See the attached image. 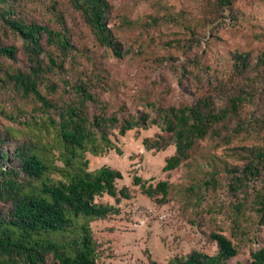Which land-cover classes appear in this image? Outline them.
I'll list each match as a JSON object with an SVG mask.
<instances>
[{"label": "trees", "instance_id": "16d2710c", "mask_svg": "<svg viewBox=\"0 0 264 264\" xmlns=\"http://www.w3.org/2000/svg\"><path fill=\"white\" fill-rule=\"evenodd\" d=\"M200 1L204 14L208 11L214 18L230 9L234 0ZM65 2L0 0V122L4 118L23 128L14 130L0 123V264H98L102 251L91 222L119 215L120 209L97 202V198L107 195L119 202L130 195L128 188L118 189L123 179L121 171L110 166L90 171L87 153L102 156L117 150L110 139L112 129H119L125 136L155 122L150 113L121 120L120 112L111 111L110 103L98 92L108 84L110 71L96 67L90 55L95 51L86 42L80 43L86 36L80 38L75 33L68 10L78 14L79 33L86 29L88 43L92 41L118 59L129 56L130 50H125L117 38L116 27L132 23L121 17L119 24L112 26L114 7L108 0ZM210 18L201 19L202 24L185 23L187 38L177 42L179 47L191 49L201 43V29L213 25ZM152 19L154 24L166 21L164 17ZM82 59L89 68L84 67ZM232 61L222 79L211 75L204 80L202 77L213 72L206 64L198 66L197 71L192 67L180 71L181 84L190 81V85H201L196 88V98L156 109L161 132L145 138L143 146L154 152L176 148L175 154L166 159L165 172H173L187 162L200 140H223L233 130L243 131L242 123L232 128L244 106L260 93L264 52L256 62L248 52L236 53ZM146 104L152 112L154 104ZM250 127L263 130L264 114ZM22 134L24 140L20 139ZM49 145L59 150L61 164L49 163L45 149ZM240 151L243 149H234L236 156H241ZM241 159L245 162V178L264 180V145L251 148ZM213 173L206 175L211 177ZM208 181L203 179L187 188L193 208L202 206ZM134 183L149 198H157L160 203L169 200L172 185L168 181L148 185L134 177ZM251 206L264 223V194L257 192ZM235 208L234 213H239ZM241 219L237 214L233 220L236 230L241 228ZM209 240L216 245L213 255L192 250L167 264H232L240 253V245L223 234L213 232ZM239 264H264V245L252 252L250 262Z\"/></svg>", "mask_w": 264, "mask_h": 264}, {"label": "rangeland", "instance_id": "374dc122", "mask_svg": "<svg viewBox=\"0 0 264 264\" xmlns=\"http://www.w3.org/2000/svg\"><path fill=\"white\" fill-rule=\"evenodd\" d=\"M40 1L49 3L52 0ZM59 1L66 3V0ZM108 1L114 7L112 26L119 24L121 17L132 23L116 27L117 38L125 50H130L129 56L118 59L92 41L88 43L86 29L79 33L81 21L78 14L68 10L75 33L80 38L86 36L80 43L86 42L87 47L95 51L90 55L97 63L96 67L100 65L110 71L108 84L98 92L104 101L110 103L111 111L120 112L121 120L139 113H150L155 122L147 129L137 128L125 136L119 134V129H112L110 139L117 150L102 156L87 153L90 171L103 166L121 171L123 179L118 182V189L126 187L130 195L129 199L121 198L119 202L107 195L97 198V202L120 209L119 215L91 222L102 251L98 264H167L192 250L213 255L216 245L209 240L213 232L225 235L234 245H240V253L232 264L250 262L252 252L264 245V223L251 206L257 192L264 194V180L263 177H254L250 181L245 178V162L241 158L251 148L264 145V129L250 127L255 120L263 118L264 83L259 85L260 93L236 118L237 125L232 129L242 123L241 133L233 130L229 138L225 137L229 142L225 139L200 140L191 158L173 172H165L164 166L176 148L170 147L164 152L147 151L143 140L161 132L157 108L167 109L170 105L178 106L196 98V88L201 85H190V81L181 84L180 71L187 67L197 71L198 66L206 64L213 68V72L202 77L204 80L211 75L222 79L230 71L236 53L248 52L253 62L257 61L264 52V0H234L230 9L214 18H210L208 11L204 14L200 0ZM153 16L164 17L166 21L154 24ZM203 18H210L213 25L203 26L201 43L197 42L191 49L180 48L177 42L187 38L183 25L188 22L202 24ZM12 40L20 42L14 37ZM82 63L84 67H90L86 60L82 59ZM55 80L58 81L56 77ZM148 102L155 106L152 112L146 104ZM0 123L2 127L23 129L4 118ZM24 134L21 140L25 139ZM26 137L30 138L29 135ZM45 149L49 163L61 164L57 148L49 145ZM234 149H243L238 153L240 157L236 156ZM206 172L214 173L210 177ZM134 177L147 181L148 185L168 181L172 185L169 200L160 203L157 198H149L139 185H135ZM212 177H215L214 181ZM203 179L210 180L204 185L209 187L204 191L205 200L201 207L193 208L187 188ZM235 205L239 213H234ZM237 214L242 215L239 230L233 224Z\"/></svg>", "mask_w": 264, "mask_h": 264}]
</instances>
